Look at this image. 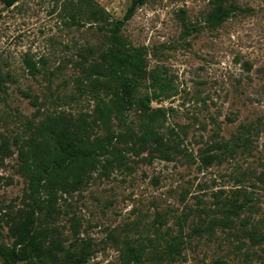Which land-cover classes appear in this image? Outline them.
<instances>
[{"label":"rangeland","instance_id":"rangeland-1","mask_svg":"<svg viewBox=\"0 0 264 264\" xmlns=\"http://www.w3.org/2000/svg\"><path fill=\"white\" fill-rule=\"evenodd\" d=\"M96 1L115 18L130 2ZM230 1L240 10L215 29L204 22L209 0H146L125 23L123 35L144 49L147 69L162 76L166 89L150 105L165 110L160 131L175 132L182 151L171 160L129 153L124 165L99 168L79 189L59 195L57 212L43 222L64 248H88L83 264H119L127 240L166 228L182 231L186 247L175 261L159 264H264V244L252 245L243 231L247 213L229 214V222L206 229L211 218L225 216L223 206L239 190L258 205L250 220L264 219V0ZM61 2L0 4V243L8 246L6 221L28 200L15 139L26 138L49 114L91 118L104 95L92 89L87 70L103 49V34L95 24H72ZM139 89L140 95L159 92L150 78ZM138 115H127L134 129ZM243 125L252 127L247 150L203 163L210 144L230 139ZM93 130L105 134L101 126ZM241 242L245 247L238 249ZM246 249L255 253L246 257Z\"/></svg>","mask_w":264,"mask_h":264},{"label":"trees","instance_id":"trees-1","mask_svg":"<svg viewBox=\"0 0 264 264\" xmlns=\"http://www.w3.org/2000/svg\"><path fill=\"white\" fill-rule=\"evenodd\" d=\"M17 1L0 0V4L10 7ZM145 1L130 0L122 17L115 18L96 0H62V10L72 24H95L103 34V49L87 70L92 89L102 90L104 95L97 97L91 118L87 114H80L76 119L60 113L49 114L26 138L15 139L18 169L27 182L28 200L25 207L6 221L13 241L10 246L0 243V259L4 263H85L90 255L88 248L77 253L64 248L59 238L52 235L53 228L43 222L57 212L59 195L79 189L90 173L99 168L109 171L124 165L129 153L139 156L146 152L162 160H171L181 153L176 133L160 131L162 122L159 120L165 119V110L150 105V101L162 96L166 89L162 76L147 69L144 49L132 46L122 33L125 23ZM209 2L204 22L213 29L240 10L230 0ZM28 67L32 70L35 65L28 61ZM146 78L152 80L158 93L139 94ZM132 110L137 111L140 118L135 129L126 122ZM113 119L121 126L119 131L113 129ZM95 126H101L105 134L94 135ZM251 132L252 127L243 125L230 139L210 144L201 156L203 163L220 161L226 155H234L238 149L247 150ZM2 148L8 149L7 141H3ZM212 149L215 151L211 153ZM261 176H264V168ZM238 193L236 200L231 199L223 206L225 216L211 218L206 229L229 222V214L240 217L247 213L241 219L243 231L252 245L260 246L264 244V219L250 220L251 215L258 212V205L249 192L239 190ZM185 243L182 231L174 234L169 228L137 241L127 240L120 250L119 264L172 262L183 255ZM242 247H245L244 242L237 246ZM253 253L255 251L249 249L243 252L246 257ZM217 264L228 262L219 259Z\"/></svg>","mask_w":264,"mask_h":264}]
</instances>
